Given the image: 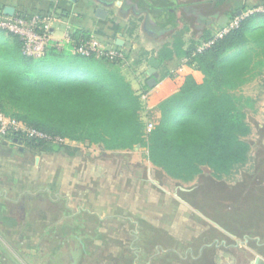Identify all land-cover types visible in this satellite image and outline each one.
Returning <instances> with one entry per match:
<instances>
[{
  "label": "crops",
  "instance_id": "0c3cea01",
  "mask_svg": "<svg viewBox=\"0 0 264 264\" xmlns=\"http://www.w3.org/2000/svg\"><path fill=\"white\" fill-rule=\"evenodd\" d=\"M0 6L26 15L56 14L61 22L54 24L55 37L68 33L73 38L80 32L108 48L119 47L129 56L120 70L136 90L150 78L149 60H159L160 76L147 92L151 115L145 118L158 122L159 103L177 91L179 75H192L198 83L205 79L178 54L176 44L181 40L183 50L192 42L199 45L229 24L235 14L264 7V0H0ZM99 8L105 11L102 17L97 15ZM62 28L63 33L59 32ZM166 46L172 55L163 51ZM141 52L144 55L135 64ZM234 97L238 106L244 105L247 122L255 121L264 132L263 55L254 58ZM70 145L80 148L75 142ZM21 148L0 141V264H199L204 243L197 251L190 242L187 246L158 244L161 225L146 222L139 211L121 215L112 208L105 213L98 201L87 204L86 197L97 195V189L90 191L93 183L86 162L79 160L84 154L81 148L76 155ZM75 156L70 163L68 157ZM76 166L81 171L73 178ZM43 171L54 176L63 173L65 181L58 187L69 190L52 188L58 181L43 179ZM163 197L165 201L171 198L168 194ZM255 243L254 247L244 242V264L258 256L264 264V237L256 238ZM213 262L218 264L215 256Z\"/></svg>",
  "mask_w": 264,
  "mask_h": 264
},
{
  "label": "trees",
  "instance_id": "16d2710c",
  "mask_svg": "<svg viewBox=\"0 0 264 264\" xmlns=\"http://www.w3.org/2000/svg\"><path fill=\"white\" fill-rule=\"evenodd\" d=\"M260 17L264 13L252 14L223 37L209 36L199 45L192 42L188 50L182 49L181 40L176 44L178 54L205 79L198 83L192 75H179L177 91L160 101V119L150 131L142 95L151 86L145 80L136 90L122 74L121 66L129 59L125 51L124 59L109 60L51 47L36 58L24 54L21 39L14 35L0 55V112L53 137L99 145L102 157L110 151L128 161V151L145 147L160 172L183 183L205 173L221 178L248 162L251 144L246 137L251 127L233 90L216 92L214 84L235 82L230 88L237 89L254 58L264 56V27H252ZM72 39L79 44L90 38L77 32ZM208 41L212 44L199 51ZM163 51L172 55L167 46ZM142 55L136 56L135 64ZM21 146L80 153L79 147L42 139L26 138Z\"/></svg>",
  "mask_w": 264,
  "mask_h": 264
},
{
  "label": "rangeland",
  "instance_id": "374dc122",
  "mask_svg": "<svg viewBox=\"0 0 264 264\" xmlns=\"http://www.w3.org/2000/svg\"><path fill=\"white\" fill-rule=\"evenodd\" d=\"M261 26L264 27V17L256 19L252 27L255 30ZM59 32L63 33L64 29ZM13 41L12 35L0 31V55L5 54L4 45ZM234 83L220 87L214 84V89L216 92H235L236 89L230 88ZM239 106L244 111V105ZM248 124L251 133L246 140L251 144V151L245 165L237 166L231 174L221 178L205 173L188 183L160 172L147 158L145 147L138 146L128 151L130 158L126 161L120 154L114 155L110 151L102 157L103 149L99 145L78 144L84 151L79 160L86 162L87 176L93 183L90 191L97 189V195L86 197L89 200L87 204L95 205L98 201V207L105 213L112 208L121 215L139 211L146 222L161 225L164 233L157 230L160 233L158 244L182 246L190 242L195 251L203 243L211 246L203 247L204 254L199 264H213L214 256L218 264H244V242L255 247L256 238L264 237V132L255 121ZM75 159L77 156L68 157L70 163ZM80 171V166L74 167L72 177H78ZM42 178L57 180V185L52 188L66 191V187H58L59 182L65 181L63 173L58 172L54 176L43 171ZM148 179L168 193L160 191ZM163 194L171 198L165 201ZM153 237L156 238L155 235Z\"/></svg>",
  "mask_w": 264,
  "mask_h": 264
},
{
  "label": "built area",
  "instance_id": "2783aa9c",
  "mask_svg": "<svg viewBox=\"0 0 264 264\" xmlns=\"http://www.w3.org/2000/svg\"><path fill=\"white\" fill-rule=\"evenodd\" d=\"M255 13H264V7H254L237 15L229 24L217 31L215 38L223 37L231 29L237 27L243 19ZM58 21L61 22V18L54 13L37 12L32 15L14 13L10 15L0 6V31L19 37L23 43V52L28 56L41 57L48 52L49 48L55 47L58 50L69 49L75 54L85 56L95 55L98 58L105 57L109 60L124 59V52L122 50L108 48L95 38H90L85 42L77 44L71 35L67 33L62 39H58L55 37L54 27V24ZM211 44L212 41L205 42L198 47V50L202 51ZM142 100L147 106L149 102L148 93L142 95ZM153 128L154 122L147 121L146 130L150 131ZM26 138L42 139L62 144L71 143L67 139L53 137L48 133L32 128L24 122L10 118L0 112V141L4 140L8 143L14 142L15 144L22 145L23 139ZM15 140L20 141L21 144Z\"/></svg>",
  "mask_w": 264,
  "mask_h": 264
},
{
  "label": "water",
  "instance_id": "95a60500",
  "mask_svg": "<svg viewBox=\"0 0 264 264\" xmlns=\"http://www.w3.org/2000/svg\"><path fill=\"white\" fill-rule=\"evenodd\" d=\"M69 1H72V2H77L78 0H69ZM14 9H11V8H6L5 9V11H6V13L7 14H10V15H12V14H14V11H13ZM241 14V13H240ZM97 15L98 16H104L105 15V11L103 10V9H101V8H99L98 10H97ZM119 44H121L120 42H119ZM160 61L159 60H157L156 58H151L150 60H149V65H150V68H149V70H148V74H149V76H150V78H149V80H148V83H149V85L151 86V87H154L156 84H157V80H158V78H159V76H160V74H159V72H158V68H159V66H160ZM16 142H19V144H21V142L20 141H18V140H15ZM21 150H24V148L22 147L21 148ZM150 181H152L159 189H161L162 191H164V192H166V193H168L165 189H163L162 187H160V185H158L156 182H154L152 179H150ZM261 257H256L252 262H251V264H261Z\"/></svg>",
  "mask_w": 264,
  "mask_h": 264
},
{
  "label": "flooded vegetation",
  "instance_id": "af4514ba",
  "mask_svg": "<svg viewBox=\"0 0 264 264\" xmlns=\"http://www.w3.org/2000/svg\"><path fill=\"white\" fill-rule=\"evenodd\" d=\"M149 181H150V179H148ZM160 191H162L161 189H159ZM162 192H164V191H162ZM165 193V192H164Z\"/></svg>",
  "mask_w": 264,
  "mask_h": 264
}]
</instances>
